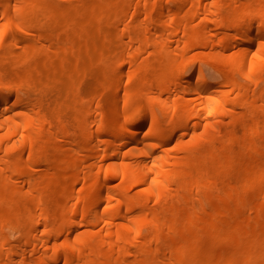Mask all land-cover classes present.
Instances as JSON below:
<instances>
[{
	"label": "bare ground",
	"instance_id": "bare-ground-1",
	"mask_svg": "<svg viewBox=\"0 0 264 264\" xmlns=\"http://www.w3.org/2000/svg\"><path fill=\"white\" fill-rule=\"evenodd\" d=\"M0 264H264V0H0Z\"/></svg>",
	"mask_w": 264,
	"mask_h": 264
},
{
	"label": "rangeland",
	"instance_id": "rangeland-1",
	"mask_svg": "<svg viewBox=\"0 0 264 264\" xmlns=\"http://www.w3.org/2000/svg\"><path fill=\"white\" fill-rule=\"evenodd\" d=\"M213 76L217 77V75H213Z\"/></svg>",
	"mask_w": 264,
	"mask_h": 264
}]
</instances>
